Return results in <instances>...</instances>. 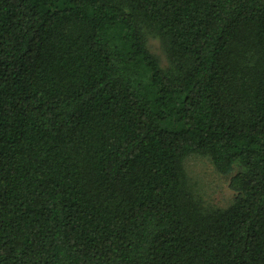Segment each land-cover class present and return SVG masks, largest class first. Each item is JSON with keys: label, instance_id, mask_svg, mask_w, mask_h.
Listing matches in <instances>:
<instances>
[{"label": "trees", "instance_id": "16d2710c", "mask_svg": "<svg viewBox=\"0 0 264 264\" xmlns=\"http://www.w3.org/2000/svg\"><path fill=\"white\" fill-rule=\"evenodd\" d=\"M0 264H264V0H0Z\"/></svg>", "mask_w": 264, "mask_h": 264}, {"label": "rangeland", "instance_id": "374dc122", "mask_svg": "<svg viewBox=\"0 0 264 264\" xmlns=\"http://www.w3.org/2000/svg\"><path fill=\"white\" fill-rule=\"evenodd\" d=\"M149 45L153 54L159 58L161 65L166 67V56L159 42L152 40ZM185 169L206 205L226 208L232 203L234 193L230 189L231 175L219 174L210 159L190 156L185 161Z\"/></svg>", "mask_w": 264, "mask_h": 264}]
</instances>
